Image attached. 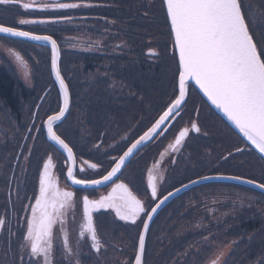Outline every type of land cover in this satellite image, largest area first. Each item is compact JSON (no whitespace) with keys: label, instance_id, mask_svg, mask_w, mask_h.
Here are the masks:
<instances>
[{"label":"trees","instance_id":"16d2710c","mask_svg":"<svg viewBox=\"0 0 264 264\" xmlns=\"http://www.w3.org/2000/svg\"><path fill=\"white\" fill-rule=\"evenodd\" d=\"M102 1L105 5H114L115 2L118 3L121 7L120 15H127L130 19H132V22L128 25L120 23L122 25L120 31L121 38L128 43V55H132V60H126V58H123L125 62L131 63L129 66L130 73H125L123 70L118 71L119 77L115 76V82L116 84L118 83V90L127 89L130 91L133 89L143 88L144 86L145 88H150V90L154 91L150 95L151 107L155 101L162 100L159 99L160 94L163 95L161 97H166V99H169L170 96L171 98L175 97L178 71L176 59L173 55L171 35L162 1L157 0L156 6L153 3L150 4L148 0ZM56 2H58L56 4H63L65 0H58ZM241 3L249 24L250 32L253 34L258 46H264V0H241ZM66 13L64 9L61 8H55L54 12L44 9L39 11L31 10L23 13V10L18 6L0 5V24L19 27L20 29L31 31L36 34H44L53 37L60 46V68L62 74L66 71V65L67 68L68 65L73 66L80 72L88 69L92 70L97 67L99 62L102 61L101 59L99 60L97 55L67 56L65 53V45L68 44L66 42L69 40L68 36L70 33H73L67 25L66 19H62ZM147 14L149 15V19L146 17ZM108 16L115 19V14H109ZM22 17L35 21L45 20V22L40 23L37 21L35 24L20 26L18 25V20ZM102 25L104 26L103 30L112 31V26L110 24L103 23ZM133 25L138 27L136 32L130 33L125 30L127 28L126 26ZM108 36L109 35L106 33L103 36V39L110 40L111 43H114L115 37L109 36L108 38ZM145 36L152 39V47L155 48L154 52L156 54L159 53V56H154L153 61L150 63L145 61L139 62L136 59H143V55L138 57L136 53L145 48V44L143 42ZM0 42L16 49L25 61H27L30 66L32 65L33 68L31 71V74H33L32 83L31 86L28 87L17 77L15 68L12 64H9L6 61L8 67H0V113L5 112L8 114L12 118L11 121H14L16 126L19 122H23L24 120L28 124L30 114L28 116V110L23 111V105H26L28 109L30 108V113L32 114L33 112L31 111H33L32 109H34L38 104V100L42 92L49 87L50 83H52L49 72L48 49L42 45H32L25 42L2 38H0ZM0 59L4 60L5 57L0 54ZM103 62H110L108 71L112 72L113 64L110 58H106ZM104 67L105 65H102L100 69L103 71L105 70ZM148 74H151V77H148ZM165 81L167 86L165 85ZM86 83L90 84L87 87H90L91 90L88 93L89 103L87 104V113L84 112V115L81 102L83 93L80 91L83 92ZM86 83H81L78 79L74 81L76 90H80L77 91L75 104H77V109L81 107V112L79 113L78 118L79 123L76 126H72L71 130L68 129V132L62 128L60 134L65 139L69 137L72 139L82 138L87 135L85 130L89 129L90 123L93 124L101 118H104V121H111L114 118L115 97L112 94H110V96H102L97 90H94L96 83ZM164 86H166V89H164ZM170 92H172V95H170ZM58 99L56 87H50L48 96L42 100V103L38 108L31 132L28 134L24 145L22 146V140L20 141V144H18L19 142L17 143L19 146H17L16 156L13 160V156L9 157V155L12 154V151L8 149L9 145L4 146V148H0V189L2 192L0 194V219L4 220L1 230L2 234L0 236V250L3 254V257L0 258V264H34L32 258L30 259L23 256L21 250L23 225L20 222V218L24 210L22 207V201L20 202L21 206L15 209L16 218L12 215L10 203L12 207L14 206L16 208L13 191L15 190V184L19 177L18 170L29 171L28 175L26 174L25 176H22L21 181L23 182V185H30L32 183V176L30 175L31 171L39 169L43 159L46 154H48V149L45 147L39 149V146L45 144V136L38 123H41L42 116H46L48 114L46 113L48 104L54 106L55 109L53 112L57 111L59 106L57 103V101H59ZM199 102L208 111L203 109L202 114V112L196 108L199 105ZM183 110L194 119H196L194 115H197L198 120L201 121L200 124L203 125V128L209 133V135L205 137L196 136L187 143L186 149L188 151V155L186 157L188 158L183 163V176L181 178V182L177 184L178 186L188 182L190 179L207 174H226L254 180L258 183H264V159L261 158L258 152L243 144L241 139L236 136V134L232 132V130L216 114H214L210 108H208L201 97L191 88L187 94ZM134 112L137 113V110L134 109ZM19 113H23L22 119L20 118ZM135 118L136 116H134L132 111H130L128 113V119H130L129 121L132 122ZM81 122H84L85 125ZM210 124L213 128H210ZM60 125L62 126L63 122L59 124L58 127ZM35 130L36 133H34ZM112 130L113 126L111 127V133ZM88 135H90L94 141V137L98 136L97 127L93 128V133L91 132V134ZM33 136H36L35 139L38 140L36 142L38 144L34 146L33 142V149L31 150V153H29L25 163L21 165L23 156L26 153V148ZM40 140L42 143H40ZM238 149L241 150L238 151ZM19 152L20 155L18 156ZM5 153L8 156L6 160L9 164L4 161L5 157L2 156V154ZM193 173L196 174L194 175ZM215 185L222 186L224 189H228L229 191L233 190L236 192L247 193L259 199L261 201L260 205L264 204V195L259 192L230 184ZM18 186H20L19 180L17 182V187ZM186 197L187 196L179 197L176 203L172 204L162 212V215L160 216V218L162 217L161 221H156V224L159 223L157 225H160V229H166L168 224L167 228L176 221L174 212L178 215V212H180L179 209L182 210V200ZM250 214L251 213L247 215L245 214V217L242 215L240 223H238L239 226H234V228L229 231V234L232 235L231 240L238 239L237 237H239V235L241 236V234L245 235H242L243 241L237 244V250L233 252L232 256L229 258V264H245L246 262L249 263L252 260H257L255 261L256 264H264V222L258 216L250 217ZM11 216L13 217L10 218ZM245 218H249V220L246 221ZM121 229V231L132 232L128 229ZM134 232L137 235L139 230H135ZM151 232L155 233V229ZM255 232L256 234H254ZM225 234H227V232ZM247 236L251 237L249 241L243 239ZM153 240L154 237L151 239L152 246L149 258L146 256L144 264H164V261L171 258L173 255V248L164 250V252H162L159 256H154ZM174 248L176 249L177 246ZM175 251L180 252L177 249Z\"/></svg>","mask_w":264,"mask_h":264},{"label":"flooded vegetation","instance_id":"af4514ba","mask_svg":"<svg viewBox=\"0 0 264 264\" xmlns=\"http://www.w3.org/2000/svg\"><path fill=\"white\" fill-rule=\"evenodd\" d=\"M148 1L150 4L153 3L155 6L157 4V0ZM64 3L80 5L78 8L64 9L65 13H68H66L65 16L69 17V19H66L67 25L70 27V30L73 31V33H70L68 36L69 40L66 42L68 44L65 45L66 55L92 56L95 54L99 57V60L101 59L102 61L98 63L96 68L81 72L73 66L68 65L67 68L66 65V71L63 74V78L71 95V107L63 125L55 128V131L59 134V132L61 133L62 128H64L66 132H68V129L71 130L72 126H76L79 123L78 118L79 113L81 112V107L77 109V104L75 103L77 99V91L80 90H76L75 88L74 81L76 79H78L81 83H96L94 90H97L100 95L110 96V94H112L115 97V115L111 121H104L105 119L101 118L93 124L89 122V129L85 130V133L87 134L86 136L76 139H72L71 137L66 139L63 138L64 141L72 148L75 155V172L77 178L100 179L103 175L107 174V172L114 165V161L125 152L129 145L152 125L153 121L165 109L168 103L174 99V97L171 98L170 96L169 99H166V97H161L163 95L160 94L159 99L162 100L155 101L151 107L150 95L154 91L150 90V88H145L144 86L143 88L133 89L130 91L127 89L118 90V83L116 84L115 82V76L119 77L118 71L123 70L125 73H130L129 66L131 63L125 62L123 58H126V60H132V55H128V43L121 38L120 33L122 28L120 23L128 25L132 22V19H130L127 15H120L121 7L118 3L115 2L114 5H105L102 0H65ZM22 4L24 3L20 0L18 4L10 5L18 6L23 10V13L31 10H38L40 7H42V9H48L51 12H54L55 9V7L51 4H43L41 6H39V4H32L35 8L24 9ZM46 5L47 7H45ZM109 14H115V19L109 17ZM148 16L149 15L147 14L146 17L149 19ZM21 19L28 18L22 17ZM103 23L110 24L112 26V31L103 30ZM126 27L127 28L125 30L130 33L136 32V29L138 28L136 25ZM106 33L109 36L115 37L114 43H111L110 40L103 39V36ZM143 42L145 44V48L136 53L138 57L143 55V59H136L139 62L145 61L150 63L153 61L154 56H159V53L156 54L154 52L155 48L152 47V39L145 36ZM106 58H110L113 64L112 72L108 71L110 62H103ZM102 65H105L104 69L106 71H102L100 69ZM147 76L151 77V74H148ZM89 85L90 84L86 83L83 92L80 91L83 93L81 97L83 113L87 111V104L89 103L88 93L91 90L90 87H87ZM165 85L167 86L166 81ZM166 86H164V89H166ZM170 95H172V92H170ZM46 96H48V92L44 94V99ZM196 108L200 112H202L203 109L208 111L200 102ZM54 109V106L48 104L46 113L53 114ZM134 109L137 110V113L134 112ZM130 111H132V114L136 116L132 122L128 119V113ZM46 116H42L41 123H38L39 126L43 127V120ZM194 117L196 119L190 117V115L186 114L182 109L166 132L158 135L153 143L141 148L122 170V172L110 183L94 190L73 186L71 181L67 179V170L69 165L66 159L58 152V154H51L53 167L50 172L53 179L58 183V187L62 191H70L75 194V200L72 206L64 210L62 217L64 220L63 225L57 222L53 227L52 264H118V256L122 251L118 242L119 235L123 234L127 240L129 239V241L136 240L140 231L137 235L134 231L141 230V226L143 225L142 220H145L147 217L141 213L140 217L137 218L136 223L132 224L130 221H120L119 217L116 216L114 210L112 209L93 210L92 216L94 227L102 245L100 250L97 251L92 247L91 238L86 231L84 237L80 236V232L84 230V225L86 224V220L83 215L82 198L86 195L90 200H99L102 196L108 195L114 183L123 182L127 184L132 193L141 200L146 211L150 212L162 197L175 189L178 186L177 184L181 182V178L183 176L182 172L184 169L183 163L188 158L186 157L188 155V151L186 149L187 143L196 136L205 137L209 135V133L203 128V125L200 124L201 121L198 120L197 115H194ZM81 123L85 125L84 122ZM193 123L199 127V132L192 129L191 126ZM112 126L113 130L111 133ZM96 127L98 129V136L94 137L93 141L92 137L88 134H91V132L93 133V128ZM185 128L189 129L185 142L183 140L179 145L175 144V140L180 131ZM210 128H213L211 124ZM34 133H36V130ZM35 138L36 136H33L30 139V143L26 148V153L23 156L21 165L25 163L29 153H31V150L33 149V142L34 146L38 144L36 143L38 140ZM40 143H42L41 140ZM41 148H43V145L39 146V149ZM85 161H87L88 164H98L99 167L96 169L89 168L88 165L85 164ZM81 168L84 169L83 172L80 171ZM39 171L40 168L31 171L30 175L32 176V183L30 185H23V182L21 181L22 176H25L26 174L28 175L29 171L18 170L19 177L17 182L19 180L20 186L17 187L16 182L15 190L13 191V198H15L14 203H16V205L20 199H23L22 205H24V211L20 218V222L23 225V241H25L24 236L26 234V219L28 217L29 208L35 204L34 197L38 193L37 183ZM150 172L155 178L154 183L157 191L155 199L152 198L151 189L148 187V177ZM176 202L177 200L173 201L161 212H159L150 226L146 235L145 260L146 256L149 258L152 246L151 239H153L155 235V233L153 234L151 231L154 229L156 231V226L159 224H156V221L159 220L160 222L162 219V217L160 218L162 212ZM30 203L31 205L28 209H26ZM13 216L14 218L17 217L15 216L14 207ZM62 227L63 230L68 233L69 245L72 249L71 253H68L63 247V233L61 232ZM119 228L128 229L132 232H119ZM21 250L23 256H29L28 248L22 247ZM32 260L34 264L36 261H39V264H43L42 257L33 258ZM132 260L133 258H129L127 263L132 264Z\"/></svg>","mask_w":264,"mask_h":264},{"label":"snow or ice","instance_id":"6c2138e0","mask_svg":"<svg viewBox=\"0 0 264 264\" xmlns=\"http://www.w3.org/2000/svg\"><path fill=\"white\" fill-rule=\"evenodd\" d=\"M19 2L20 0H0V5ZM162 3L170 23L173 55L178 57V92L159 119L114 161L115 166L101 179L77 178L73 150L54 130L55 122L64 117L69 107L68 86L61 77L58 67L56 41L51 36H39L31 31L20 30L19 27L0 25V34L43 40L52 46L51 68L60 85L63 106L59 107L56 115L48 117L47 135L59 149L67 153L69 162L67 179L73 185H80L86 189L112 181L139 146L158 134L157 130L161 129V125L166 120L179 115V110L186 102L190 82H193L203 96L224 114L264 159V46H258L250 32L241 0H162ZM22 7L29 9L33 5L24 3ZM53 7L68 9L78 8L80 5L63 3ZM62 19H69V17L64 16ZM35 23L37 21L28 19L18 21L19 25ZM16 59L26 67L18 53ZM191 127L196 132L200 131L195 123ZM188 131L187 128L180 131L175 144L179 145ZM85 164L92 169L99 167L98 164H88L87 161ZM52 167V158L49 157L40 173L39 190L34 197L35 204L31 206V214L26 219L24 240L27 244L22 245L29 249L30 257H42L43 264H52L53 227L57 222L63 225L64 210L71 207L75 200L73 192L62 191L58 187V183L50 172ZM80 171L83 172L84 169L81 168ZM154 179L150 172L148 187L151 189L152 198L155 199L157 191ZM247 183L256 184L254 180H249ZM257 186L264 189V183ZM82 205L86 224L80 236L84 237L86 231L91 238L92 247L97 251L102 245L94 227L93 210L112 209L120 220L130 221L132 224H135L137 218L143 213L147 219L142 220L143 230L138 236V247L134 258L135 264H143L146 251L145 234L149 229L148 221L152 219V213L157 211L160 204L153 207L150 212L146 211L141 200L132 193L127 184L121 182L114 183L108 195L102 196L99 200H90L85 195L82 198ZM3 224L4 220L0 219V226ZM61 232L63 247L71 253L68 233L63 230V227ZM35 264H39V261ZM212 264H219V257Z\"/></svg>","mask_w":264,"mask_h":264},{"label":"rangeland","instance_id":"374dc122","mask_svg":"<svg viewBox=\"0 0 264 264\" xmlns=\"http://www.w3.org/2000/svg\"><path fill=\"white\" fill-rule=\"evenodd\" d=\"M21 1L28 4L58 3L56 2L58 0ZM17 53L18 51L16 49L0 42V54L5 57L4 60L0 59V67L7 68L8 65L6 61L12 64L20 81L24 85L30 87L33 77L30 73L33 70L32 65L30 66L29 63H26L23 57L18 53L26 64L25 67L24 64L16 59ZM27 110V114L28 116L30 114L29 119L31 120V115H33V113H30V108L28 109L26 105H23V111ZM32 110L34 111V109ZM19 114L22 119L23 113ZM11 120L12 118L5 112L0 113V148L9 145L8 149L12 151L9 157L13 156V160L16 156L17 146H19L18 144H20V141L26 133V129H28L30 125V120L28 124L24 120L23 122H19L17 126L15 122ZM6 153L2 154V156L5 157L4 161L8 162L6 160L8 158ZM193 174L195 175L196 173ZM193 191L195 192L187 195V197L182 200V210L179 209L180 212H178V215L174 212L176 221L171 226L167 228L168 224L166 229H160V225L156 226L157 230L155 231L153 240V255L159 256L164 250L173 248V255L171 258L165 260L164 264H212L217 257H219V264H229V258L232 256L233 252L237 250V244L243 241V234H241V236L239 235V237H237L238 239L231 240L232 235L229 234V231L234 228V226H239L238 223H240V218L242 215L245 217V214L251 213L249 215L250 217L258 216L264 222V204L260 205L261 201L252 195L233 190L229 191L215 184H208L202 188H196ZM1 193L0 189V194ZM22 200L20 199L17 202L15 209L21 206L20 202ZM245 220L247 221L249 218H245ZM121 230L122 229L119 228V232H124ZM226 232L227 234H225ZM254 234H256V232ZM243 239L249 241L251 237L247 236ZM118 240L119 247L122 249L118 256V264H125L128 262V259L133 258L135 254V240L129 241L123 234L119 235ZM176 246V249L180 252L175 251L176 249L174 247ZM2 257L3 254L0 250V258ZM255 261L257 260H252L245 264H256Z\"/></svg>","mask_w":264,"mask_h":264},{"label":"water","instance_id":"95a60500","mask_svg":"<svg viewBox=\"0 0 264 264\" xmlns=\"http://www.w3.org/2000/svg\"><path fill=\"white\" fill-rule=\"evenodd\" d=\"M168 24H169V28H170V23H169V21H168ZM35 35H38V34H35ZM39 36H46V35H39ZM0 37H3V38H8V39H13V40H18V41H22V42H27V43H30V44H34V45H45L48 49H49V51H50V70H51V74H52V77H53V79H54V81H55V83H56V85H57V88H58V90H59V93H60V85H59V82L56 80V76H55V73L52 71V68H51V60H52V46H51V44L49 43V42H46V41H43V40H40V41H37V40H30V39H26V38H21V37H12V36H10V35H6V34H0ZM57 44V43H56ZM57 50H58V67H59V47H58V45H57ZM177 62H178V57H177ZM62 77V76H61ZM189 85H192L194 88H195V90L200 94V96L207 102V104L233 129V131L244 141V142H246L248 145H250L247 141H246V139L242 136V134H240L239 133V130L238 129H236L235 128V126L230 122V121H228L227 120V118L224 116V114L220 111V110H218V109H216L215 108V106L214 105H212L208 100H207V98L206 97H204L203 96V94L200 92V90L198 89V87H196V86H194V83L193 82H190V84ZM177 92H178V79H177ZM60 98H61V106L60 107H62L63 106V97H62V95H61V93H60ZM182 108V107H181ZM69 109H70V97H69V107H68V110L65 112V115H64V117H62V119L60 120V121H56L55 122V124H57V123H59V122H61L62 120H64V118L67 116V114H68V112H69ZM180 111V110H179ZM57 113H55V114H53V115H56ZM163 114V113H162ZM161 114V115H162ZM160 115V116H161ZM159 116V117H160ZM159 117L157 118V119H159ZM176 116H173V117H170L168 120H166L165 121V123L163 124V125H161V129L166 125V123L171 119V118H175ZM48 119V118H47ZM47 119L45 120V122H44V125H43V130H44V132H45V135H46V137H47V139H48V141L50 142V143H52L64 156H65V158H66V160H67V153H65V152H63V150L62 149H59V147L57 146V145H55L54 144V142L53 141H51L49 138H48V135H47V126H46V121H47ZM156 119V120H157ZM172 119V120H173ZM155 123V122H154ZM153 123V124H154ZM152 126V125H151ZM150 126V127H151ZM161 129H158L157 131H158V133L161 131ZM146 132V131H145ZM144 134V133H143ZM142 134V135H143ZM141 135V136H142ZM158 134H156V135H154L150 140H148V141H146L144 144H142L141 146H139L138 147V150L139 149H141L142 147H144L145 145H147V144H149L156 136H157ZM140 137V136H139ZM139 137L136 139V140H138L139 139ZM135 140V141H136ZM134 141V142H135ZM133 142V143H134ZM131 146V145H130ZM129 146V147H130ZM251 146V145H250ZM138 150H136V151H134V153H133V155L132 156H130L128 159H127V161L125 162V166L127 165V163L132 159V157L138 152ZM127 151V150H126ZM68 162V161H67ZM68 165H69V162H68ZM115 166V165H114ZM113 166V167H114ZM125 166H123L122 167V169H121V171L124 169V167ZM69 167V166H68ZM121 171L120 172H118L117 174H116V176H114L113 178H112V180L114 179V178H116L118 175H119V173H121ZM247 181H249V180H246V179H242V178H238V177H234V176H225V175H212V176H205V177H202V178H199V179H196V180H194V181H191V182H189V183H187V184H184V185H182L181 187H179V188H177V189H175V190H173L172 192H170L171 193V195H169V193L166 195V196H164L157 204H160V207L157 209V211L155 212V213H152V219L150 220V221H148V223H149V226H150V224H151V222H152V220H153V218L155 217V215L166 205V204H168L170 201H172L173 199H175L177 196H179V195H181V194H183V193H185L186 191H188V190H190V189H192V188H194V187H196V186H200V185H203V184H208V183H227V184H234V185H239V186H242V187H246V188H249V189H252V190H255V191H258V192H260V193H263L264 194V189H261L260 187H258L257 185H258V183H256V184H250V183H247ZM111 181H109V182H106L105 184H101V185H96V186H91V187H88V188H86V189H97V188H100V187H103V186H105V185H107L108 183H110ZM72 183V182H71ZM73 185V184H72ZM73 186H75V187H80V188H83L82 186H80V185H73ZM165 197H167V199H164ZM161 201H163V203H161ZM156 204V205H157ZM155 205V206H156ZM154 206V207H155ZM147 219V218H146ZM142 230H143V226H142ZM141 230V231H142ZM147 234V233H146ZM145 234V235H146ZM137 247H138V245H137ZM133 264H135V259H134V262H133Z\"/></svg>","mask_w":264,"mask_h":264}]
</instances>
